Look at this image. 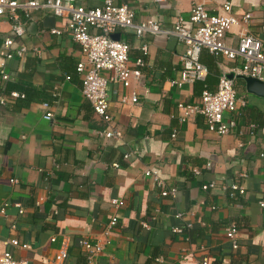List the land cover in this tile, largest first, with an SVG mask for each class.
<instances>
[{"label":"crops","instance_id":"crops-1","mask_svg":"<svg viewBox=\"0 0 264 264\" xmlns=\"http://www.w3.org/2000/svg\"><path fill=\"white\" fill-rule=\"evenodd\" d=\"M224 2L235 17L250 15L246 27L228 31L227 44L234 46L240 33L264 39V0L116 1L131 5L135 22L150 19L165 28L194 5L220 13ZM74 5L94 8L100 0H74ZM67 24V16L54 17L45 9L33 12L14 46L39 55L9 60L8 80H0V97L10 92L24 96L0 105V254L7 250L24 264H48L66 241V264H85L77 244L85 239L102 244L94 264H156V257L162 264H191L199 260L200 247L208 264H264V208L257 205L264 200V100L247 94L242 80L234 81L244 105L237 107L235 128L223 136L209 132L198 115L180 123L175 109L178 103L195 102L203 90L215 91L221 71L234 63L201 51L204 81L178 88L169 81L180 70L181 43L162 35L137 39L117 33L129 46L130 64L146 45L145 66L127 89L106 85L108 127L120 137L105 139L98 132L106 124L80 93L74 66L81 57ZM10 36L9 22L0 18V44ZM53 88L56 98L51 97ZM131 92L136 103L119 102ZM43 103L49 107V121L43 119ZM146 169L176 189L174 199L159 196L142 177ZM210 182L213 189L201 190ZM231 182L242 186L244 194L229 197L222 187ZM176 213L191 224L181 235L170 233L183 223L174 218ZM112 216L116 226L104 235ZM230 225L237 229L235 250L224 237ZM8 239H15L18 247L4 245Z\"/></svg>","mask_w":264,"mask_h":264},{"label":"built area","instance_id":"built-area-1","mask_svg":"<svg viewBox=\"0 0 264 264\" xmlns=\"http://www.w3.org/2000/svg\"><path fill=\"white\" fill-rule=\"evenodd\" d=\"M116 1L100 0L99 7L84 8L74 5V0H0V18L9 22L11 32V36L4 38L0 44V80L3 82L8 80L6 63L9 60L22 61L28 54L36 57L39 55V51L35 49L29 51L23 45L14 46V39L23 34V26L31 19L33 12L45 9L54 17L67 16V31L78 45L81 57L74 66L80 82V93L89 103L93 114L106 124L105 129L98 132V135L105 139L118 140L120 134L108 127L111 118L107 109L105 88L107 84H119L123 89H127L131 80L140 78V70L145 66L146 45L143 44L139 48L141 56L130 64L128 44L120 39L113 40L111 35L124 32L130 33L137 39L144 35L173 37L184 46V50L180 56L181 66L178 76L169 81L171 86L180 88L183 85H193L195 82L204 81L207 69L199 61L201 51L234 63L231 68H224L221 71L214 92L203 90L195 102L178 103L175 106L180 123L198 115L202 117L209 132L216 136L229 134L236 126L237 107L243 106L244 102L237 98L233 89V80L236 78L229 79L228 75L249 77L264 83V39L240 33L234 46L226 43L228 31L234 26L246 27L250 21V15L246 13L239 18L235 17L231 14L229 2L221 5L220 13H208L202 6L194 5L186 16L175 17L172 25L165 28L157 21L150 19L135 22L131 5L117 4ZM50 33L60 34V31L51 30ZM57 95V88H53L51 97L56 98ZM23 97L19 93L10 92L7 98L0 97V105L12 103L14 99ZM118 100L122 104H134L137 102V95L131 92L128 96L119 97ZM42 107L46 110L43 119L49 121L51 113L48 111L47 103H43ZM248 128L252 130L254 125H249ZM174 137L173 131L171 138ZM127 157L123 155L124 159ZM191 172L193 175L199 174L196 169H192ZM142 177L158 189L160 197L174 199L176 189L166 185L156 171L146 169ZM9 182L13 184L16 181L11 179ZM214 187L215 183L210 182L202 185L201 190L205 191ZM222 189L228 191L229 197L244 194V188L235 182L223 186ZM111 203L115 207L119 205L117 200H112ZM257 205L259 208H264V200L258 201ZM174 218L183 222L182 213H176ZM116 222L115 216L110 217L104 235L116 226ZM141 227L148 229L145 223H142ZM190 228L191 224L184 221L180 226L171 227L170 233L181 235ZM236 235L237 229L234 225H230L224 231V237L230 243L232 250L237 248ZM77 244L84 253L85 264H94V258L103 249L99 242L90 243L85 239H80ZM4 245L18 247L15 239L6 240ZM198 250L201 253L199 260L191 264H208L204 248L200 247ZM66 258V241H63L48 264H66ZM154 261L156 264L163 263L161 257H156ZM0 264L24 263L16 261L9 251L4 250L0 254Z\"/></svg>","mask_w":264,"mask_h":264},{"label":"water","instance_id":"water-1","mask_svg":"<svg viewBox=\"0 0 264 264\" xmlns=\"http://www.w3.org/2000/svg\"><path fill=\"white\" fill-rule=\"evenodd\" d=\"M111 38L113 40H118L119 35L117 33L112 34ZM228 78L229 79H232V78L241 79L244 83V89H245L247 94L253 95L255 97H258V98H261L264 100V83H261L255 79H252L249 77H244V76L233 77V75H231V74L228 75Z\"/></svg>","mask_w":264,"mask_h":264},{"label":"trees","instance_id":"trees-1","mask_svg":"<svg viewBox=\"0 0 264 264\" xmlns=\"http://www.w3.org/2000/svg\"><path fill=\"white\" fill-rule=\"evenodd\" d=\"M236 80H241V79H238V78H236V79H234L233 80V83H234V81H236ZM217 84V83H216ZM234 89V88H233ZM210 92H212V91H210ZM214 92V91H213ZM236 93V92H235ZM262 124H263V122H260L258 125H257V128H261L262 127ZM254 128H255V126H254Z\"/></svg>","mask_w":264,"mask_h":264}]
</instances>
